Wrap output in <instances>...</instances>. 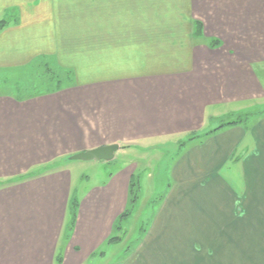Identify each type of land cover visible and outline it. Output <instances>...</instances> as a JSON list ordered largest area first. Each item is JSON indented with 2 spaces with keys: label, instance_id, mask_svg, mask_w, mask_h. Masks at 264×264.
I'll use <instances>...</instances> for the list:
<instances>
[{
  "label": "crops",
  "instance_id": "crops-1",
  "mask_svg": "<svg viewBox=\"0 0 264 264\" xmlns=\"http://www.w3.org/2000/svg\"><path fill=\"white\" fill-rule=\"evenodd\" d=\"M7 16L0 264L106 259L105 246L122 240L136 164L95 160L99 180L76 194L66 159L186 139L150 209L145 254L123 264H264V113L213 123L264 99V0H0ZM45 65L73 83L25 97L5 90L11 72Z\"/></svg>",
  "mask_w": 264,
  "mask_h": 264
},
{
  "label": "rangeland",
  "instance_id": "rangeland-1",
  "mask_svg": "<svg viewBox=\"0 0 264 264\" xmlns=\"http://www.w3.org/2000/svg\"><path fill=\"white\" fill-rule=\"evenodd\" d=\"M195 14L196 15L193 14V16H198L199 11ZM0 22H3L2 24L5 26L8 22V16L1 19ZM198 25L201 26L202 33L200 21L194 22L193 31L195 32V28L198 27ZM256 70L264 86V69L260 70V68H256ZM7 78L8 76L5 77V90L10 94L12 93L19 97H25L56 89L58 83L60 87L72 84L74 75L57 67L49 68L45 65L42 69L38 67L37 69L19 73L11 72L8 80ZM262 100L263 101L255 102L254 104H245L239 109L241 112H235L229 116L227 115L228 117H221L220 120L213 121V123L216 126L224 121L230 122L229 124H231L233 120H239L244 125L246 120L253 121V119L264 113V99ZM191 135V137L196 136L198 140L203 138L206 134L198 133L197 135ZM190 140L191 139H186L178 143L177 146V141H170L163 146L161 144H152V146L121 149L112 160L107 161L109 162L108 164H112L110 167L111 169L117 167L119 163L122 165H129V163L136 164L134 170L135 175L131 179L132 185L129 189V206L126 209L128 216L123 223L120 222L117 226V231L118 228L121 231V243L114 246L112 245L110 250L107 248L108 245L105 246V251L107 252L106 259L101 257L98 258L96 254L93 255L86 264H123L134 255H138L140 250L141 253L145 254L144 234L150 224V209L154 207L155 202L158 201L160 197L159 194L163 192L166 185L165 181H167L168 178V168L177 154L176 151L181 149V147H185ZM66 161L72 167V190L76 188V194H80L81 191L94 183L95 180H99L100 176L98 174L99 167L96 164L97 162L69 160L68 158ZM116 240H119V237L110 239L109 242ZM99 253L101 254L103 251Z\"/></svg>",
  "mask_w": 264,
  "mask_h": 264
},
{
  "label": "water",
  "instance_id": "water-1",
  "mask_svg": "<svg viewBox=\"0 0 264 264\" xmlns=\"http://www.w3.org/2000/svg\"><path fill=\"white\" fill-rule=\"evenodd\" d=\"M119 148V144H110L100 147H95L91 150H85L76 154H72L68 159L69 160H80V161H95L103 160L109 161L112 160Z\"/></svg>",
  "mask_w": 264,
  "mask_h": 264
},
{
  "label": "trees",
  "instance_id": "trees-1",
  "mask_svg": "<svg viewBox=\"0 0 264 264\" xmlns=\"http://www.w3.org/2000/svg\"><path fill=\"white\" fill-rule=\"evenodd\" d=\"M2 23H3V22H2ZM2 23L0 22V28H2V27L4 26V24H2ZM194 33H195V35H200V34H201V26H200V25H198V27L195 28V32H194ZM210 42H211V46H217L218 43H219L218 41H214V40H211ZM58 87H59V83H58ZM234 122H239V120H238V121H237V120H236V121L233 120L232 123H234ZM229 123H230V122H229ZM229 123H228V124H229ZM232 123H231V124H232ZM131 183H132V182L130 181V186L132 185ZM71 204H72V202H71ZM125 215H126L125 213L122 214V215L120 216V218L123 217V216H125ZM115 226H116V225H115ZM117 226H118V223H117ZM111 239H113V238H111Z\"/></svg>",
  "mask_w": 264,
  "mask_h": 264
}]
</instances>
